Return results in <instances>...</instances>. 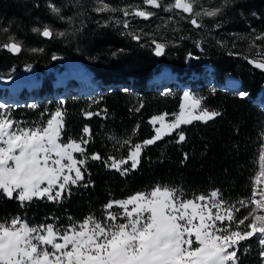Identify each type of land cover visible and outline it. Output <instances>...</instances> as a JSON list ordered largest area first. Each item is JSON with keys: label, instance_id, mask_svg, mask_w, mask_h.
I'll return each mask as SVG.
<instances>
[{"label": "trees", "instance_id": "16d2710c", "mask_svg": "<svg viewBox=\"0 0 264 264\" xmlns=\"http://www.w3.org/2000/svg\"><path fill=\"white\" fill-rule=\"evenodd\" d=\"M104 2L117 9L140 5L154 15L145 19L125 17L120 11L97 12L98 0H0V45L10 42L9 37L26 44L29 57L23 62H33L38 69L65 57L78 59L97 80L95 88L70 90L62 99L51 96L36 107L7 108L12 119L22 117L23 126L46 122L50 111L62 108L63 141L69 137L88 140L82 145L88 159L82 166L84 179L70 186L71 195L65 192L58 202L33 198L22 207L19 200L0 193V220L10 222L20 217L29 225L53 223L64 228L90 214L102 218L108 201L147 191L157 184L180 188L187 198L217 189L232 203L250 198L264 128V110L254 96L264 85V69L248 61L260 60L257 55L264 51V40L255 39L264 34V0H199L196 11L221 9L215 16L196 17L200 28L193 26L190 14L180 9L165 12L146 5L144 0ZM170 2L174 0H164L165 4ZM50 5L59 9V14ZM125 19L128 29L116 23ZM45 26L53 32L52 37L40 34ZM34 28L40 32H34ZM128 32L141 39H133ZM153 40L165 45L163 55L154 54ZM23 62L19 53L0 49L1 69ZM204 62L211 65L215 81H222L225 74L235 76L247 96L241 98L236 91L200 84L197 91L192 89L193 94L202 97L203 107L218 111L219 116L181 125L143 146L135 170H131L130 161L122 165L130 169L125 175L106 166L105 161L111 164L109 156L127 159L134 144L152 137L150 116H171L178 109L180 88L152 84L148 78L163 65L180 74L183 70H200ZM44 107L49 110L37 116L36 109L42 111ZM86 111L99 115L86 118ZM86 125L90 134L83 132ZM179 132L184 133L185 140L177 143ZM126 139L131 143L121 146ZM92 154H99L101 159L92 160ZM84 156L76 153L78 159ZM248 211L242 208L236 215L243 218ZM240 249L241 264H262L255 237L242 241Z\"/></svg>", "mask_w": 264, "mask_h": 264}, {"label": "snow or ice", "instance_id": "6c2138e0", "mask_svg": "<svg viewBox=\"0 0 264 264\" xmlns=\"http://www.w3.org/2000/svg\"><path fill=\"white\" fill-rule=\"evenodd\" d=\"M144 3L163 8L165 12L180 9L190 14V22L197 28L202 25L196 17L215 16L221 11L219 8L196 11L199 0H174L168 4L164 0H144ZM98 4L97 12L120 11L125 17L135 15L145 19L154 15L142 10L140 5L117 9L104 0H98ZM50 7L59 14V9ZM116 23H123L125 29L130 26L127 19L116 20ZM33 31L40 32L37 28ZM40 34L48 38L53 36L47 26ZM126 34L137 41L141 39L135 33ZM255 39L264 40V34ZM9 41L0 47L18 54L22 50L20 42L14 37H9ZM153 43L154 54L163 55L165 45L155 40ZM53 59L57 57L53 56ZM248 62L264 69V61L250 59ZM238 95L244 98L247 93L240 91ZM202 100V97L185 91L179 113L174 114L171 122H166L168 114L151 117L150 124H160V127H154L155 135L142 144H135V150L127 159L117 160L109 156L111 164L105 161L106 166L125 175L130 169L121 166L131 161V170H135L143 146L155 143L181 125L193 121L207 122L220 115L218 111L203 107ZM7 108L0 103V193L19 200L22 207L33 198L47 197L58 202L65 192L71 195L70 186L84 179L82 166L88 157L84 156L82 145L89 141L83 138L77 141L71 137L63 141L65 113L60 107L48 113L50 118L46 122L32 126H23L13 120L5 110ZM84 115L89 118L99 113L86 111ZM83 132L90 134L87 125ZM178 136L177 143L185 140L183 132ZM130 143L126 139L121 146ZM74 153H80L84 159H77ZM90 158L100 160L101 156L92 154ZM260 167V175H264V152L260 155ZM73 172L74 176L71 175ZM260 175L255 178L256 185L261 182ZM45 184L47 186L42 187ZM114 207L122 211H112ZM242 208H248V214L238 218L236 214ZM103 211L102 218L90 214L64 228L53 223L31 226L20 217L11 218L10 222L0 220V264H241L240 244L253 237L258 240L259 255L264 264V189L258 187L253 188L250 198L232 203L225 200L218 189L187 198L180 188L157 184L150 191L137 192L122 200H110Z\"/></svg>", "mask_w": 264, "mask_h": 264}, {"label": "rangeland", "instance_id": "374dc122", "mask_svg": "<svg viewBox=\"0 0 264 264\" xmlns=\"http://www.w3.org/2000/svg\"><path fill=\"white\" fill-rule=\"evenodd\" d=\"M21 46H22V50L19 52V55L21 62H23L29 57L28 56L29 48L26 46V44ZM37 47L39 49L43 48L42 45H38ZM0 49L3 48L0 47ZM51 52L49 53V55L51 54ZM257 57L260 59L257 61H264V51L260 52V54H258ZM226 75L227 74L223 76L222 81H215L213 78L211 65L207 62H204L203 67L200 70H190V71L183 70L180 74H176L167 65H163L161 69L158 72L152 74L148 78V80L152 84H165L167 85V88H169L170 86L174 88H180V93H181V98L179 103L180 105L182 102L183 93L185 91H188L193 94L192 89L197 91V89L200 87V84H205L212 87L217 86L222 89L236 91L237 93H239L240 91L244 92V90L239 87L238 85L239 83L237 81L238 79H236L235 76L234 78L232 77L233 75L228 77ZM228 79L230 83H228ZM96 82L97 80L92 77V72H90V70L80 60L74 59L72 57H65L61 60H58L57 63L53 61L46 62L43 69H38L33 62H23L18 67H11L6 69L0 68V103L5 104L8 107L25 106L32 108L42 104V102L45 103L48 102L51 96L54 98L62 99L63 94L69 92L70 90L72 91L75 90L76 92H83L84 90H86V87L88 86H90V88L92 87L95 88L94 86L96 85ZM31 95H33L32 98H30ZM42 95L44 96L41 97ZM254 100L264 110V85H262L259 88V90L256 93V96L254 97ZM46 109L49 110L48 107H44L42 111L41 109L38 108L36 109L37 111L35 114L38 116L41 113H45L47 111ZM5 110L7 111V109ZM55 111L56 110L50 111V113H53ZM178 113H179V106L177 111L174 112L171 116H166V122H171L175 118L174 114H178ZM163 114L165 113L154 114L150 116L149 119H151V117L155 115H163ZM48 118H50L49 115L46 118V120ZM13 120L20 123L21 121H23L22 117L14 118ZM153 127H160V124L157 123ZM262 133H264V128ZM154 135H155V131L152 137ZM152 137H150L149 139H151ZM134 145L129 150L128 155L131 151L135 150ZM261 152H264V135H262V143L259 148V153L257 156V171L253 176L252 191L254 187L264 189V175H260ZM74 156L76 157V153H74ZM65 174L68 173L66 172ZM71 175L74 176V172L71 173ZM257 175H260L261 182L259 185L255 184V178L257 177ZM46 186H47L46 184L42 185V187H46ZM152 188L148 189L147 191H150ZM56 190H58V188ZM139 192H144V191H139ZM52 194L53 195L55 194V190L53 191ZM128 196L123 198H117L115 200H122L127 198ZM112 211H122V210L114 207ZM213 211H215V209H213ZM31 226H36V225H31ZM260 250L261 249L259 246V252Z\"/></svg>", "mask_w": 264, "mask_h": 264}, {"label": "bare ground", "instance_id": "6f19581e", "mask_svg": "<svg viewBox=\"0 0 264 264\" xmlns=\"http://www.w3.org/2000/svg\"><path fill=\"white\" fill-rule=\"evenodd\" d=\"M226 76L228 77V76H232V75H231V74H227ZM233 77H234V76H233ZM234 78H235V77H234ZM236 79H237V78H236Z\"/></svg>", "mask_w": 264, "mask_h": 264}]
</instances>
